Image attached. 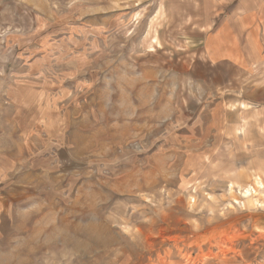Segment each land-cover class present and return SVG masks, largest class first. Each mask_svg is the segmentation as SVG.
I'll return each instance as SVG.
<instances>
[{"label": "rangeland", "instance_id": "obj_1", "mask_svg": "<svg viewBox=\"0 0 264 264\" xmlns=\"http://www.w3.org/2000/svg\"><path fill=\"white\" fill-rule=\"evenodd\" d=\"M216 2L0 0V264H264V44Z\"/></svg>", "mask_w": 264, "mask_h": 264}, {"label": "crops", "instance_id": "obj_2", "mask_svg": "<svg viewBox=\"0 0 264 264\" xmlns=\"http://www.w3.org/2000/svg\"><path fill=\"white\" fill-rule=\"evenodd\" d=\"M234 1L238 2V6L237 8L234 9L232 16L251 17V25H248V28L244 29L242 33L248 31L251 32V44H253V38L254 39L256 38L257 40V42L254 40V44H262L261 43L262 41L264 44V40H262L264 39V36H260V35H264V0H234ZM214 9L216 10L215 13L221 11L219 0H217L216 8ZM219 28H222V31L225 30L224 26L222 27L220 26L217 29ZM253 34H256V37H254ZM217 38H219V36ZM222 42L223 44H227L226 39L224 37H222ZM235 43H236V39H235Z\"/></svg>", "mask_w": 264, "mask_h": 264}]
</instances>
